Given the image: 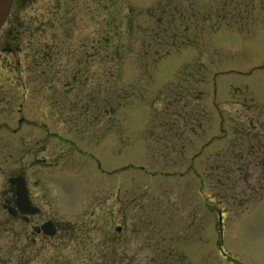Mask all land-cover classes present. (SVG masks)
<instances>
[{
	"label": "rangeland",
	"instance_id": "obj_1",
	"mask_svg": "<svg viewBox=\"0 0 264 264\" xmlns=\"http://www.w3.org/2000/svg\"><path fill=\"white\" fill-rule=\"evenodd\" d=\"M24 14L20 64L0 68V157L20 155L5 126L57 131L39 155L60 152L88 225L72 264H231L217 209L230 258L264 264V0H38ZM42 62L76 76L66 100ZM49 103L71 110L40 116Z\"/></svg>",
	"mask_w": 264,
	"mask_h": 264
},
{
	"label": "flooded vegetation",
	"instance_id": "obj_2",
	"mask_svg": "<svg viewBox=\"0 0 264 264\" xmlns=\"http://www.w3.org/2000/svg\"><path fill=\"white\" fill-rule=\"evenodd\" d=\"M36 1L38 0H12L6 19L0 26V68L5 71L7 69L8 73L14 72L15 63L20 64L19 60L14 62L8 56L21 51L20 39L26 33L22 28L25 21L24 11ZM54 9L53 18L56 14ZM42 64L47 69H52V72H48L50 76L40 77L39 80H44L50 86L55 101L58 98L66 100L76 84V76L71 75L66 68L63 73L65 76L55 77L54 68L58 65L53 62ZM82 65L77 68V72L82 71L83 74L85 66ZM45 67L40 72L45 71ZM68 74L70 76H66ZM80 81L82 84V80ZM8 82L12 84L18 80L8 78ZM5 84L3 77H0L2 93ZM21 92V96L25 98V89ZM19 106H22L21 102ZM70 107L69 103H49L48 108L40 106L37 113L62 116L71 110ZM16 111L20 114V107ZM21 122L24 121L21 119L19 123ZM4 128V141L16 137L20 155L0 157V264H72L74 258L78 257L79 248L82 253L86 245L88 225L82 219L79 208L72 209L71 200L66 195L63 173L56 172L57 164L61 160L60 152L54 157H42L39 155L38 146L40 139L57 141L58 135L55 134L56 131H50L48 126L40 124H18ZM92 133L98 136V131ZM60 141L69 146L74 145V149L83 152L69 136L60 138ZM62 149L65 152L73 150Z\"/></svg>",
	"mask_w": 264,
	"mask_h": 264
},
{
	"label": "water",
	"instance_id": "obj_3",
	"mask_svg": "<svg viewBox=\"0 0 264 264\" xmlns=\"http://www.w3.org/2000/svg\"><path fill=\"white\" fill-rule=\"evenodd\" d=\"M11 3V0H0V23L4 19L6 13L8 12L9 5ZM219 223L221 222V217L218 218ZM119 229V227H117Z\"/></svg>",
	"mask_w": 264,
	"mask_h": 264
}]
</instances>
